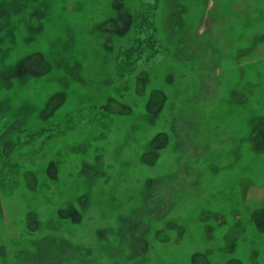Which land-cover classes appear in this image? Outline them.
Segmentation results:
<instances>
[{
  "label": "rangeland",
  "instance_id": "obj_1",
  "mask_svg": "<svg viewBox=\"0 0 264 264\" xmlns=\"http://www.w3.org/2000/svg\"><path fill=\"white\" fill-rule=\"evenodd\" d=\"M14 144L0 264H264V0H0Z\"/></svg>",
  "mask_w": 264,
  "mask_h": 264
},
{
  "label": "trees",
  "instance_id": "obj_2",
  "mask_svg": "<svg viewBox=\"0 0 264 264\" xmlns=\"http://www.w3.org/2000/svg\"><path fill=\"white\" fill-rule=\"evenodd\" d=\"M154 6L150 5L148 3H145L144 5H142V10L140 9L139 12L136 15V21H140L141 23L147 24L145 26L141 27V33H144L145 36L144 39L145 40H149L152 39L151 37V32L149 30V26L152 22V10H153ZM152 41V40H150ZM130 62V61H129ZM119 67L118 69V74H121L122 72L126 71L124 70L125 68L124 65L122 64V61H119ZM131 63V62H130ZM123 67H122V65ZM132 64V63H131ZM123 74V73H122ZM34 138L36 136L35 140H32L33 145L31 146V151L32 154L33 153H38L39 151H41L44 142L47 140V135L43 136V134H34L33 135ZM32 136V137H33ZM19 142V141H18ZM18 142L16 144H18ZM16 144H14L12 147L9 148L8 152L6 153V156L3 155L2 153H0V164L2 165L1 170H2V176L3 179H1L2 186L4 187V189L6 190H11L13 188V182L9 181L7 178H9V176L7 177V175H17L20 171V166L17 164V159L19 158V154L21 153L22 150V146H17ZM14 146L15 149L13 150ZM28 154V153H27ZM6 177V178H5Z\"/></svg>",
  "mask_w": 264,
  "mask_h": 264
}]
</instances>
